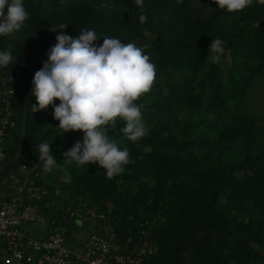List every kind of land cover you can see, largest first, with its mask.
Returning <instances> with one entry per match:
<instances>
[{
	"label": "trees",
	"instance_id": "trees-1",
	"mask_svg": "<svg viewBox=\"0 0 264 264\" xmlns=\"http://www.w3.org/2000/svg\"><path fill=\"white\" fill-rule=\"evenodd\" d=\"M109 1L59 0L44 10L35 0H23L29 17L11 46L13 61L0 67V75L15 69L23 73L17 88V129L6 138L2 164L18 149L23 95L34 77L20 61L40 70L61 31L50 30L59 24H68L62 31L71 36L92 29L102 40L108 36L126 44L138 38L141 46L150 45L145 50L152 55L156 76L151 90L134 101L142 106V114H150V110L171 114L180 107L189 112L214 108L213 117L182 121L179 137L163 136L168 130L166 122L152 123L147 134L136 141L121 131L126 124L116 123L108 134L121 150L129 149L131 162L122 174L109 179L98 164H63V153L83 137L52 129L39 132L40 120L32 108L37 102L31 90L22 152L17 161L8 162L0 178L18 164L37 159L39 145L46 141L82 199L110 216L121 240L129 236L143 240L140 230H150L149 264H229L240 255L247 257V263L262 260L264 264L260 256L263 246H254L264 235V122L240 112L253 78L264 70V4L253 0L240 12L217 7L200 16L186 0H143L142 7L135 0H111L121 6L119 11L103 6ZM142 12L147 15L144 24L139 22ZM221 21H227L226 29L220 27ZM217 37L225 41L229 59L221 55L219 64H211L206 61L208 49ZM5 40L0 35V51L9 48ZM37 54L39 63L32 59ZM202 147L214 150L217 156L238 152L239 158L207 165L195 152ZM132 182H138L137 186L127 188ZM121 188L130 196L132 209L108 212L104 202L87 196L113 198ZM133 209L138 213L129 217Z\"/></svg>",
	"mask_w": 264,
	"mask_h": 264
},
{
	"label": "clouds",
	"instance_id": "clouds-1",
	"mask_svg": "<svg viewBox=\"0 0 264 264\" xmlns=\"http://www.w3.org/2000/svg\"><path fill=\"white\" fill-rule=\"evenodd\" d=\"M220 9L229 13L240 12L250 7L253 0H214ZM264 4V0H257ZM138 6L143 0H135ZM29 13L23 0H0V35H11L22 29ZM147 15L139 16L141 24ZM68 24H59L50 31L57 32L56 43L47 53L43 67L32 79L31 95L36 104L33 111L53 106L54 118L64 133L83 132L82 141L64 152L63 164L77 166L98 164L106 170L107 178L124 172L130 161L127 147L122 150L110 137L109 128L116 127L117 119L126 122L121 130L129 140L144 137L148 129L142 119L141 105L134 101L149 92L156 76V66L145 54L149 44L137 46L134 42L122 43L118 38L103 37L102 45L95 30L81 29L80 34H65ZM225 41L212 39L206 61L219 64L225 52ZM13 61L11 45L0 51V67H7ZM59 100L56 105L54 101ZM38 160L43 170L51 173L59 167L51 152V143L42 142L38 148Z\"/></svg>",
	"mask_w": 264,
	"mask_h": 264
},
{
	"label": "built area",
	"instance_id": "built-area-1",
	"mask_svg": "<svg viewBox=\"0 0 264 264\" xmlns=\"http://www.w3.org/2000/svg\"><path fill=\"white\" fill-rule=\"evenodd\" d=\"M22 80L20 69L0 75V167L6 138L17 129ZM42 170L37 158L0 178V264H149L150 230H140L143 240H121L110 216L84 200L67 210L52 207L61 191L43 180ZM31 223L38 235L32 234ZM70 234L77 237L69 248Z\"/></svg>",
	"mask_w": 264,
	"mask_h": 264
},
{
	"label": "rangeland",
	"instance_id": "rangeland-1",
	"mask_svg": "<svg viewBox=\"0 0 264 264\" xmlns=\"http://www.w3.org/2000/svg\"><path fill=\"white\" fill-rule=\"evenodd\" d=\"M59 0H35V5H39L42 9L47 10L51 8L52 6H55L56 3ZM64 1V0H62ZM188 1L189 5L198 12L200 16H207L209 13H211L213 10H215L218 6L214 2V0H186ZM103 6L110 11H119L121 6L117 4L114 1H109L107 4L103 3ZM220 27L222 29H226L228 27L227 21H221L220 22ZM19 36V31L11 34V35H5L6 38V44L9 45H15V43L18 40ZM148 36V35H147ZM140 39L133 40L134 43L139 47L141 46L140 44ZM103 40L98 38L96 41V44L102 45ZM128 43V42H127ZM145 54L150 56V59L152 61V55L145 50ZM226 59H229V54L228 50H226L225 53L222 54ZM33 61L36 63H39L41 61V56L40 55H34L32 57ZM264 71V70H263ZM259 73L255 78H253L251 82V88L248 90L247 94L244 97V100L241 102L240 105V112H243L245 114H248L252 117H255L259 119L260 122H264V72ZM56 105L60 103L59 100L54 101ZM204 107H207L208 104H203ZM150 114H142V119L146 127H149L150 124L152 123H157V122H166L168 130L163 131V136L167 137L170 133L174 136L179 137V126L182 121L188 119L191 117L194 120H202L204 117L212 118L214 113L216 112V109L211 108V110H205V111H198L195 110L193 112H189V110L186 107H180L172 110L171 114L169 113H159L153 110H150ZM207 111V112H206ZM35 115L40 120V131L41 133H45L49 131L50 129L55 130V131H61L63 132L62 129L58 127L59 121L54 118V109L52 105H49L48 108L45 110L41 111H36L34 112ZM150 115V116H148ZM117 123L121 124H126V122L122 119H117ZM67 133H71L76 135L77 137H83V132L81 131H70ZM42 135V134H41ZM41 136H38L36 138H40ZM214 134L210 135V138H213ZM215 149V148H214ZM218 149H215V152ZM195 152L197 155L202 156L203 162L206 163L208 162L207 165L210 163H214L216 161H228L229 159H237L239 158V153L233 151L231 154H222L220 156H217L216 153H214V150H208V148H199L196 149ZM43 171V170H42ZM45 176H43V180L49 183L50 185H55L59 187L60 189V194L57 197V199H54L53 201V206L52 207H58L60 206L61 208L64 209H69L71 206H74L75 203L78 201H83L82 195L77 192L75 184L73 183V179L70 176L69 172L64 169V168H54L51 173H47L44 171ZM142 182V181H141ZM138 182H132L129 184L130 187H136ZM126 188V189H127ZM125 188H121L118 194H116L113 198H93L90 195H87L89 199L92 201H101L104 202L107 205L108 212L114 211V210H122L124 207H128L132 209L130 206L132 202L130 196H127L124 194ZM85 196V197H87ZM85 201V200H84ZM86 202V201H85ZM128 210V209H127ZM52 213L53 217L59 218V214L53 211ZM135 213H138L137 209H133L129 211V217H133ZM162 222H165L166 219H161ZM164 220V221H163ZM155 222V221H154ZM79 224V222H77ZM32 228V234L33 235H38L39 232L37 229L34 228L33 224H28ZM76 230V229H75ZM264 230V226H263ZM79 234V233H77ZM80 235V234H79ZM82 235V234H81ZM246 235V234H245ZM243 235V237H246ZM75 235H69V240H68V247L70 248L71 246L73 247L72 240H74L77 236ZM260 240L257 243H254V246L256 249H259L260 246H263L260 248V256L264 257V235L259 236ZM71 239V241H70ZM247 239V238H245ZM155 249V247H153ZM247 257L240 255L239 258L234 257L233 259H230L229 264H253V262L247 263L246 261ZM260 260L258 264H261Z\"/></svg>",
	"mask_w": 264,
	"mask_h": 264
},
{
	"label": "water",
	"instance_id": "water-1",
	"mask_svg": "<svg viewBox=\"0 0 264 264\" xmlns=\"http://www.w3.org/2000/svg\"><path fill=\"white\" fill-rule=\"evenodd\" d=\"M14 57L15 56L13 55V58ZM20 63L23 66H25L27 69H29L33 74H35L36 70L29 67L28 65H26L22 61H20ZM32 88H33V85L31 84V87L29 89H27L23 95V107H22V114H21V131H20L19 146H18L16 153L9 159V161H8L9 163L17 161L20 157L21 152H22L23 143H24V135H25L26 117H27V96H28L29 92L32 90ZM8 162L1 165L0 173H1V171H3L6 168Z\"/></svg>",
	"mask_w": 264,
	"mask_h": 264
},
{
	"label": "crops",
	"instance_id": "crops-1",
	"mask_svg": "<svg viewBox=\"0 0 264 264\" xmlns=\"http://www.w3.org/2000/svg\"><path fill=\"white\" fill-rule=\"evenodd\" d=\"M42 174H43V176H45V174H44V170L42 171Z\"/></svg>",
	"mask_w": 264,
	"mask_h": 264
}]
</instances>
